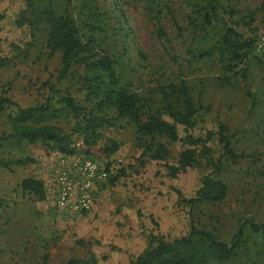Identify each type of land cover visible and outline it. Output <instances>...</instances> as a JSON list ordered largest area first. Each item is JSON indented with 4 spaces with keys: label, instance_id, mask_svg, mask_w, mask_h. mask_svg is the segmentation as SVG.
<instances>
[{
    "label": "rangeland",
    "instance_id": "374dc122",
    "mask_svg": "<svg viewBox=\"0 0 264 264\" xmlns=\"http://www.w3.org/2000/svg\"><path fill=\"white\" fill-rule=\"evenodd\" d=\"M57 14L67 15L85 41V25L97 11L100 28L93 51L117 60L120 85L144 103L143 111H163L162 93L182 82L194 107V134L210 133L206 142L210 165L170 179L166 166L175 165L179 144H169V158L148 160L135 148L134 131L123 120L100 128L92 145L70 135L74 154L50 152L40 144L19 146L9 137L6 113L0 114V264H127L145 250L149 236L172 240L189 229L188 208L180 202L198 187L206 172L226 187L215 204H198L190 212L194 226L214 240L229 243L242 224V238L233 255L206 264H264V70L250 57L240 63L217 48V31L229 27L240 43L264 31V0H51ZM21 0H0V98L25 108L70 95L84 105L76 83L81 67L58 79L59 54L45 46V25H19ZM211 12L210 26L203 22ZM98 22V23H99ZM165 34L158 38L157 27ZM99 50V51H100ZM203 52V53H202ZM202 53V54H201ZM171 99V97L169 98ZM56 106V103H54ZM72 121L57 126L70 133ZM233 158L223 156V143ZM116 147L112 150V147ZM31 158L32 163L16 164ZM91 161L103 180L93 183L88 211L74 212L58 203V173L76 181V167ZM105 168L108 171H105ZM120 170L123 174H120ZM25 178L42 183L44 197L23 193Z\"/></svg>",
    "mask_w": 264,
    "mask_h": 264
},
{
    "label": "trees",
    "instance_id": "16d2710c",
    "mask_svg": "<svg viewBox=\"0 0 264 264\" xmlns=\"http://www.w3.org/2000/svg\"><path fill=\"white\" fill-rule=\"evenodd\" d=\"M23 9L19 13V25L29 29V38L33 39L32 31L38 23L45 25V46L49 54H59V69L57 78L66 79L81 67L83 76H77L76 83L84 92V105H79L70 95L59 96L54 103L52 99L40 105L21 108L8 98H0V114L5 115L11 130L9 137L19 146L40 144L50 152L61 155H72L75 150L70 146V135L82 136L83 142L92 145L98 137V130L113 121L123 120L134 131L135 148L139 156L148 160L164 161L170 156L167 145L179 144L175 165L166 166L167 176L173 179L178 174L195 168L198 159L205 166L218 171L220 161L210 165L206 135L194 134V107L187 87L181 82L177 87H171V94L162 93L165 99L163 111L147 113L143 111L144 103L132 93H128L121 85L115 72L117 63L104 51H93L90 46L97 45V32L100 28V13L95 11L85 25L87 34L85 41L67 15L57 14L51 0H21ZM211 12L204 10L203 22L210 26ZM0 14V19H1ZM99 22V23H98ZM158 38L165 34L158 26ZM217 50L220 55L227 54L231 61L240 63L248 55L259 66L251 54L252 38L246 43H240L238 35L229 27H223L217 33ZM100 50V51H99ZM203 53V52H202ZM201 53V54H202ZM2 59H0V62ZM261 67V66H260ZM263 70L264 68L261 67ZM171 97V99H169ZM59 120L72 121L70 133H63L57 126ZM219 141L223 143V156L233 158L234 154L228 148L224 138L219 133ZM116 147H112L114 150ZM31 158L17 160L16 164L32 163ZM0 167L8 169L7 163L0 158ZM105 171L108 169L105 168ZM120 174L123 171L120 170ZM23 193L31 194L38 199L44 197L42 183L38 180L25 178L20 182ZM226 195L225 185L211 177L210 172L199 177L198 187L189 198H181L180 202L187 206L189 213V229L185 236L166 240L161 236H149L148 246L140 254L130 258L127 264H206L208 260L224 261L230 258L242 238V224L231 237L229 243L214 240V238L197 229L190 212L198 204H215ZM249 229L256 233L264 232V225L249 224ZM64 264H85L77 260H68Z\"/></svg>",
    "mask_w": 264,
    "mask_h": 264
},
{
    "label": "built area",
    "instance_id": "2783aa9c",
    "mask_svg": "<svg viewBox=\"0 0 264 264\" xmlns=\"http://www.w3.org/2000/svg\"><path fill=\"white\" fill-rule=\"evenodd\" d=\"M251 56L264 68V31L253 40ZM106 174L99 171L89 160H83L76 167V181L73 182L66 170L58 173V203L68 207L71 211H88L92 204L91 191L93 183L103 180Z\"/></svg>",
    "mask_w": 264,
    "mask_h": 264
}]
</instances>
